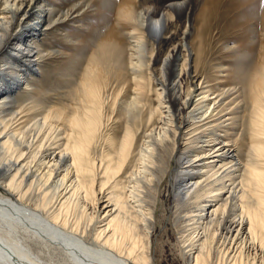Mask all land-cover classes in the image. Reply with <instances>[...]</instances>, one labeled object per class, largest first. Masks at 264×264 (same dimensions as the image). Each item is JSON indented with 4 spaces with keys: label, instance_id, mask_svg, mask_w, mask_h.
<instances>
[{
    "label": "bare ground",
    "instance_id": "6f19581e",
    "mask_svg": "<svg viewBox=\"0 0 264 264\" xmlns=\"http://www.w3.org/2000/svg\"><path fill=\"white\" fill-rule=\"evenodd\" d=\"M189 1H172L161 9L151 6L137 13L134 0L120 1L118 21L97 46L98 51L108 49L120 82L112 96V114L107 115L102 112L107 76L99 68L103 50L88 59L76 82L75 104H44L39 113L36 101L31 107L24 104L34 84L42 83L43 79L38 81L42 75L34 74L40 71L42 57L49 55L35 46L36 40L78 12L53 10L45 0H0V223L8 232H22L55 248L72 264H148L154 218L147 202L149 190L156 194L162 178L153 180L155 168L159 170L162 163L160 152L170 146V136L175 144L181 126L175 125L173 112L165 105L167 91L176 111L177 105L183 110L195 97L180 120L191 124L189 131L204 128L179 155V175L173 185L177 205L196 202L178 230L188 243L185 264H264V29L257 62L243 82L229 79L224 90L216 87L219 78L215 77L205 90L204 82L193 76L196 86L187 83L184 90L188 54L167 76L161 67L162 85L154 89L158 106L148 111L142 101L146 81L147 92L153 90L143 75L142 35L158 43L173 13L185 11ZM121 25L127 27L126 39ZM190 51L196 63L199 52ZM244 98L249 101L248 140L243 142L247 155L241 161L232 147L236 143L221 139L216 131L233 128L234 117L227 116H233L235 108L244 113ZM34 112L36 116H31ZM220 114L227 118L219 122ZM116 121L123 129L119 141L107 129ZM139 127L145 133L149 127L159 132L153 136L149 130L139 145ZM99 142L109 150L97 160L91 153ZM229 169L239 173L238 183L230 177L233 172L225 174ZM232 197L236 202H230Z\"/></svg>",
    "mask_w": 264,
    "mask_h": 264
},
{
    "label": "rangeland",
    "instance_id": "374dc122",
    "mask_svg": "<svg viewBox=\"0 0 264 264\" xmlns=\"http://www.w3.org/2000/svg\"><path fill=\"white\" fill-rule=\"evenodd\" d=\"M120 1L122 0H45L44 4H47L46 6H49L53 10L62 12V10L73 9V15H75V12H78V16L71 20L73 22H59L55 30H48L46 34L41 35L36 40L35 46L44 48V53L49 52V55L42 57V61L39 63L40 73L37 72L34 74L38 78L42 75V78L38 80L43 79L42 83L36 82L34 84L36 86L35 90L31 91L30 89V92H26L30 93L26 95L28 98L24 102L27 107H31L35 104L34 101H36L40 105L38 107L40 108L39 113L40 110L41 112L43 111L44 104L45 106H60L59 103L66 105L75 104L78 99L77 97H79L76 91V82L79 80L84 67L87 65L88 59L103 50L101 52L102 57L99 59V68L101 74L107 76V82L104 88V95L107 96V100L102 107V112L107 115L112 114L110 106L113 100L112 96L117 91V87L120 86V82L116 80V76L118 75L117 70H114V62L108 56V49L101 47L98 51L97 46L100 45V40L109 32V29L118 21V5ZM172 1L178 0H134V9L136 13L139 10L141 11L151 6L161 9L165 4ZM210 7H212L211 10ZM208 10L211 11H209L210 14ZM173 14L172 21L163 28L162 38L158 43H154L147 35H142L143 75L145 79H149V83L153 87V90L148 93V84L146 81L145 87L142 89V93L144 94L142 101H144L145 108L148 111L150 108L155 109L159 103L154 89H159L162 85L160 83L161 77H159L162 66L165 71V76H167L169 74L168 72L180 67L184 56L189 54L187 64L188 75L183 78L184 82L182 81L184 90L186 89L187 83L191 88L196 86V83L193 81V76L204 82L202 87H204L203 89L206 88L205 90H207L209 85L214 83L213 78L218 77L219 84H216V87L226 90L229 79H234L233 82L235 83L238 81L243 82V79L249 76L255 67L259 51H261L259 48L263 39L264 0H190L187 3L185 11ZM119 30L121 35L126 39L127 27L121 25ZM250 32L252 35L249 34ZM249 35L250 37L248 38ZM225 47H228V49H225ZM191 48L194 52H199L196 63L193 60L194 57L190 51ZM168 56L170 58L162 65ZM2 65L3 63L0 62V69ZM26 75L29 76L27 73L23 76L26 77ZM164 95L165 105L168 104L173 112L175 125L179 127L178 125L181 124V126L178 129L179 137L175 141V144L172 142V136H170V146L167 147L166 151L162 149V152H160V162L163 165H161L162 163L160 164L159 170L155 168L156 174L154 173L153 180L155 181L161 175L162 178L157 186L156 194L153 195V191L151 189L149 190V198L152 199L153 197V199H148L147 202H150L149 205L153 209L154 218L152 234L148 241L150 257L148 264H185L188 243H184L180 237L181 235L178 234V230L179 226L182 225L181 223L184 216H186V212L196 209V202L191 200L188 204L177 205L174 199L173 185L179 175V172H176V169L179 167V155L184 150L185 144L194 140L196 134L203 131L204 128L189 131L192 128L190 126L191 124L187 120H180L184 118L186 111H189L188 107L194 104L195 97L190 99L188 106L183 110L180 108L181 105H177L180 110L176 111L177 107L175 108L169 102V100H172L171 93L169 94L166 91ZM226 97H228V94L224 96V101L228 103L229 99H226ZM244 100L247 107L244 113L235 108L233 111L234 115L227 116L228 118L234 117L233 128L228 126L232 131L230 130L229 133L224 132L228 128L216 131V134L221 136V139L227 142L233 140V145L236 143L232 147H236L238 154H240L239 156H242H238L241 161H244L246 158L247 150L244 144L248 140L247 120L249 116V101L248 98H244ZM34 110L37 111V108ZM36 114L34 112L31 116H36ZM223 114L218 116L220 117L219 122L227 118L226 116L221 118ZM241 115H244V117L242 119L240 118L241 120L239 122L235 118L241 117ZM156 118L157 116H155ZM235 121L238 123H235ZM110 123L107 129L112 132L115 141H119L122 137L123 129L118 128V121L114 124L112 122ZM227 123L229 121L224 125H227ZM139 128L140 134L137 138L139 145L146 141L145 135L149 130L153 131V136L159 132H156V129L153 127H149L147 133L144 132L142 127ZM243 142L245 143L243 144ZM107 150H109L108 146L99 142L94 147L91 155L98 160L104 157L102 155ZM227 171L225 174L227 173L228 175L233 172L232 169H229V172ZM234 172L229 176L234 177L233 179L236 178L235 182L238 183L237 180H239V177L237 178L236 174L239 175V173ZM220 175L221 173H219ZM153 184L151 188L154 189ZM220 187L221 185L216 189ZM238 189L239 186L237 187L236 194H238ZM150 195L152 196L150 197ZM232 200L236 202V199H233V197L230 200L231 203L233 202ZM198 201L202 200L200 199ZM200 203L203 204L202 202ZM88 204L90 205V201H88ZM228 206L230 207V204ZM229 207L226 209L228 212ZM25 235L22 232H8L0 223V264L71 263L57 249L46 247Z\"/></svg>",
    "mask_w": 264,
    "mask_h": 264
}]
</instances>
